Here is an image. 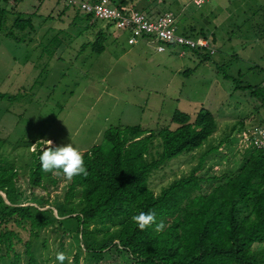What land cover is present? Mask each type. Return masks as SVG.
I'll return each mask as SVG.
<instances>
[{"label":"trees","instance_id":"trees-1","mask_svg":"<svg viewBox=\"0 0 264 264\" xmlns=\"http://www.w3.org/2000/svg\"><path fill=\"white\" fill-rule=\"evenodd\" d=\"M2 1L0 30L4 26L3 37L18 42L25 38L29 43L33 42L41 24L58 20L65 7L73 10L68 23L80 18L85 21V26L92 25L87 24L91 14L82 12L77 4L68 3L67 0H55L54 9L60 6L55 10V16V11L51 9L47 10V14L39 15V6H33L26 12L14 11L13 7L8 11L5 9L6 0ZM110 1L118 9L126 11L143 12V8L148 9L146 13L143 12L147 15L152 14V4L155 2ZM160 1L161 5L171 4V0ZM172 1L177 6L178 0ZM180 1L184 7L193 5L191 0ZM42 2L37 4L41 5ZM138 2L147 6L138 7ZM252 8H248L251 9L250 16L244 17L242 12L243 22L252 20L259 12L264 15V0L254 7V11ZM165 10L174 17L177 34L205 38L215 43L213 32L195 28L186 22L183 14L177 17L175 11L173 13L166 7L162 11L158 9L160 12L157 11L154 16ZM7 14L13 15L9 23L6 22ZM103 22L104 30L114 28L109 21ZM45 29L42 38L48 29L55 30L53 27ZM16 33L20 35L16 36ZM152 37L142 33L138 39L145 38L155 44ZM261 38L264 46V37ZM103 42V30L97 29L93 41L85 43V46L100 53ZM157 43L164 47L173 44ZM181 48L200 55L201 61L210 60V56L217 51L214 49L210 54L207 49L200 53L194 48ZM225 69L223 64H215V70L223 79L233 80L234 89H247L249 97L257 100L255 112L258 113L259 109L264 112V80L253 84L242 82L239 72L235 79L229 77ZM251 70L262 72L256 66L250 67ZM4 98L10 100L11 96L0 93V99ZM215 109L218 114L223 113L222 107ZM213 111L199 107L190 115L175 110L169 119L173 124L157 129H146L139 125L107 128L102 133L104 145H93L82 151L88 175L67 181L62 196L54 201L47 194L27 196L24 189H19L17 182L20 174H26L27 185L31 188L45 190L47 184L55 186L58 183L57 175L45 173L40 166L39 156L47 147L44 145L46 140L36 145L32 141L24 145L21 143L27 152L25 160L20 161L25 170L22 172L13 159L9 160L0 153V264H41L34 255L30 238L38 237L40 230L53 224L60 230L61 240L68 235L74 243L73 264H78L82 255L84 264H98L108 259L110 254H114L115 261L121 264H264V150L252 146L239 150L232 145L230 147L236 133L246 128L241 119L226 125L215 139L213 134L218 121ZM262 122L264 118L254 126L264 125ZM5 141L6 138L0 136V148ZM32 145L34 148L28 151ZM231 148L232 155L234 152L240 154L237 161L227 158L224 170L219 174L211 166H208L210 170L203 172L207 158L224 159L226 150ZM176 157V160L188 157V161L194 164L179 176L157 188L153 187L151 175L171 163L175 164L172 159ZM230 161L233 165L237 162L236 169H233L234 166L228 167ZM202 183L208 184V191H202ZM140 212H154L157 223L162 221L164 229L156 232L153 225L141 231L132 219ZM20 230L27 231L26 239H22ZM97 234L100 235L99 239ZM45 243L43 239L42 245ZM257 243L261 245L255 250L253 244ZM64 251L60 241L57 252Z\"/></svg>","mask_w":264,"mask_h":264},{"label":"rangeland","instance_id":"rangeland-1","mask_svg":"<svg viewBox=\"0 0 264 264\" xmlns=\"http://www.w3.org/2000/svg\"><path fill=\"white\" fill-rule=\"evenodd\" d=\"M39 1L6 0L5 9L9 11L13 7L14 11L26 12L33 6H39V15L47 14L48 9H60V6L54 9L55 0H43L38 5ZM262 1L208 0L200 6H188L186 18L192 25L208 29L215 36V44L209 42L217 51L206 61H201L200 55L188 50L179 55L180 47L174 43L161 52L156 51V43L145 38L128 44L127 31L112 27L104 30L103 20L93 17L87 22L92 23L90 26H85V21L80 18L67 23L73 14L70 8H65L68 11L66 16L51 22L54 31L48 29L43 38L40 33L36 34V41L31 43L26 38L18 42L3 37V26L0 30V93L10 95L11 99H0V136L6 138L0 153L9 160L13 159L22 172L25 170L20 161L25 160L27 154L22 146L29 141L36 145L51 140L56 147L71 143L82 152L93 145H104L102 133L109 127H169L173 124L169 121L173 111L193 115L199 107L214 109L218 121L213 134L215 139L235 119H241L245 127L260 124L264 112L261 109L258 113L254 111L257 100L249 97L247 89H234L233 80L223 79L215 70V64H223L229 77L236 79L239 72L242 82L253 84L264 80V46L261 38L264 37V15L259 12L252 20L242 21V12L244 17L250 16L249 6H253L254 11V7ZM160 2H153L155 7L152 6V14L166 7L173 13L175 11L176 15H180V11L185 14L184 8L180 10L172 2L170 5L165 2L161 5ZM3 4L0 0V6ZM136 6L147 4L138 2ZM147 10L143 8V12ZM12 16L7 14V23ZM44 29L41 27L40 32ZM97 29H102L104 34L100 53L85 46V43L93 41ZM19 35L16 33V36ZM255 66L256 69L260 67L262 72L250 71V67ZM216 107H222L223 113L218 114ZM13 145L15 148H12ZM44 145H47V141ZM231 145L241 149L236 137ZM33 148V145L30 146L28 151ZM222 150L225 148L222 147ZM232 152V148L226 150V158L220 160L207 158L203 172L212 167L217 174L222 173L227 158L237 161L240 156L235 152L232 155ZM178 157L172 159L175 164L171 163L151 175L153 187L157 188L179 176L194 164L188 161V157L176 160ZM228 164V167L237 168V162L235 165L232 161ZM55 177L58 183L55 186L47 184L45 190L29 187L26 174H20L17 182L19 189H24L27 196L47 194L54 201L60 199L68 181L62 175ZM201 188L202 191L209 190L207 183H202ZM20 235L22 239L28 237L26 230H20ZM97 236L99 239L100 235ZM60 237V230L53 224L40 230L38 237L30 238L38 262L57 263L60 241L64 253L71 258L75 251L74 243L68 235H64L62 240ZM43 239L46 242L44 245ZM260 245L253 244V249H258ZM78 264H84L83 255ZM98 264L121 263L115 261L114 254H110L108 259Z\"/></svg>","mask_w":264,"mask_h":264},{"label":"built area","instance_id":"built-area-1","mask_svg":"<svg viewBox=\"0 0 264 264\" xmlns=\"http://www.w3.org/2000/svg\"><path fill=\"white\" fill-rule=\"evenodd\" d=\"M206 1L208 0H191L194 6H200ZM67 2L77 4L82 12L91 14L95 19L109 21L114 25V28L127 31L129 34L128 44H134L143 33L153 36L151 39L157 44L156 51L164 49L163 44L157 43L159 41L174 43L180 47L207 49L209 53L214 51L208 39L177 34L173 25L174 17L170 11H165L158 16H150L139 11L118 9L110 0L96 2L67 0ZM236 138L241 148L252 146L264 150V126L262 125L243 128L236 133Z\"/></svg>","mask_w":264,"mask_h":264},{"label":"clouds","instance_id":"clouds-1","mask_svg":"<svg viewBox=\"0 0 264 264\" xmlns=\"http://www.w3.org/2000/svg\"><path fill=\"white\" fill-rule=\"evenodd\" d=\"M194 49L200 53L203 50L197 48ZM183 51L184 50L180 47L179 55H181ZM46 141L47 147L39 156L42 171L45 173H53L57 176L62 175L68 181H71L78 176L86 177L88 175L84 161V155L79 149L74 147L71 143L65 146L52 147L53 142L51 140ZM132 219L141 231L150 228L153 225H155L156 232H160L164 229V224L162 221L157 223L154 212H140L139 214L133 216ZM56 260L58 261V264H65V261H67V264H73L72 259L69 258L64 252H57Z\"/></svg>","mask_w":264,"mask_h":264},{"label":"crops","instance_id":"crops-1","mask_svg":"<svg viewBox=\"0 0 264 264\" xmlns=\"http://www.w3.org/2000/svg\"><path fill=\"white\" fill-rule=\"evenodd\" d=\"M171 2L174 4V1H172L171 0ZM187 2H190V0H188ZM171 3V4H172ZM176 3V2H175ZM186 5V4H185ZM188 5H186L185 7H184V4L180 1V0H178V2H177V6H175L176 8H178V7H180V10H182L183 8L185 9L186 7H187ZM66 8V7H65ZM186 11H185V14L183 13V16H185V18H186V15H187V13H188V8H186L185 9ZM166 11V10H165ZM164 11V12H165ZM68 11H66L65 9H64V15H62V16H66V13H67ZM153 13V12H152ZM182 14V12L180 11V15ZM151 15H156V14H151ZM179 15V13H178V15H177V17L178 16H180ZM68 21H69V19L67 20V23H68ZM186 22H188L189 24H192L187 18H186ZM41 27H43V28H47V27H51V22H50V24L49 23H42L41 24ZM51 29V28H50ZM210 32V31H209ZM38 33H41L40 31H37L36 32V34H38ZM35 34V35H36ZM44 34H43V32L40 34V36L42 37ZM34 41H36V39L35 38H33V42ZM46 41H48V40H46ZM215 43H212V45H214ZM215 49H216V47H214ZM156 49V48H155Z\"/></svg>","mask_w":264,"mask_h":264},{"label":"water","instance_id":"water-1","mask_svg":"<svg viewBox=\"0 0 264 264\" xmlns=\"http://www.w3.org/2000/svg\"><path fill=\"white\" fill-rule=\"evenodd\" d=\"M3 196V194H1ZM4 197V196H3Z\"/></svg>","mask_w":264,"mask_h":264}]
</instances>
